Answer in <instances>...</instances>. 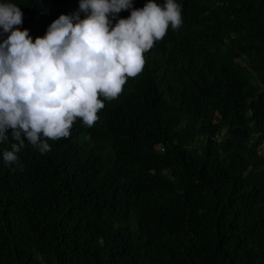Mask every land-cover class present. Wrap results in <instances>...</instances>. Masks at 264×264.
<instances>
[{
  "label": "trees",
  "instance_id": "obj_1",
  "mask_svg": "<svg viewBox=\"0 0 264 264\" xmlns=\"http://www.w3.org/2000/svg\"><path fill=\"white\" fill-rule=\"evenodd\" d=\"M175 2L181 26L91 128L11 165L0 141V264H264V0ZM0 3L34 41L80 0Z\"/></svg>",
  "mask_w": 264,
  "mask_h": 264
},
{
  "label": "clouds",
  "instance_id": "obj_2",
  "mask_svg": "<svg viewBox=\"0 0 264 264\" xmlns=\"http://www.w3.org/2000/svg\"><path fill=\"white\" fill-rule=\"evenodd\" d=\"M132 9L126 19L115 18ZM85 17L80 18V13ZM181 5L165 0L163 6L147 0L133 9L132 0H80L79 9L61 14L43 37L33 41L22 24L23 13L13 3H0V141L11 133L6 164L18 162L27 140L41 154L51 151L49 140L68 138L79 118L91 128L104 108L146 63L144 53L162 40L169 26L182 24Z\"/></svg>",
  "mask_w": 264,
  "mask_h": 264
},
{
  "label": "rangeland",
  "instance_id": "obj_3",
  "mask_svg": "<svg viewBox=\"0 0 264 264\" xmlns=\"http://www.w3.org/2000/svg\"><path fill=\"white\" fill-rule=\"evenodd\" d=\"M244 108H245V106H244ZM217 125L220 127V121L218 119H217ZM222 135H223V132H221L220 136H222ZM260 151H261V153L264 154V147H261Z\"/></svg>",
  "mask_w": 264,
  "mask_h": 264
}]
</instances>
